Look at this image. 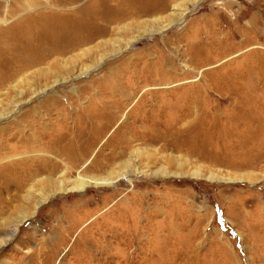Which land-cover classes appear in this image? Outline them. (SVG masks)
I'll return each instance as SVG.
<instances>
[{"label": "rangeland", "instance_id": "1", "mask_svg": "<svg viewBox=\"0 0 264 264\" xmlns=\"http://www.w3.org/2000/svg\"><path fill=\"white\" fill-rule=\"evenodd\" d=\"M99 2L64 9L45 0L7 18L0 13V27L13 30L27 14V27L41 32L48 24L37 11L77 18ZM162 3L161 12L142 10ZM119 7L135 11L107 24L105 49L96 52V40L58 58L64 64L79 54L77 66L56 69L61 83L45 81L46 62L18 78L24 101L0 124L49 95H71L77 111L61 99L48 114L37 106L28 118L43 119L24 128L32 138L19 144L35 154L41 142L105 126L88 158L105 165L80 167L67 187L78 173L128 178L56 191L30 203L22 225L11 210L8 227L0 225V264H264V0H105V15ZM185 8L182 21L157 30ZM4 92L0 109L14 96L2 99ZM99 99L105 120H82L100 110ZM33 189L55 190L45 179Z\"/></svg>", "mask_w": 264, "mask_h": 264}, {"label": "bare ground", "instance_id": "2", "mask_svg": "<svg viewBox=\"0 0 264 264\" xmlns=\"http://www.w3.org/2000/svg\"><path fill=\"white\" fill-rule=\"evenodd\" d=\"M44 1L45 0H7L8 3L5 6L3 5V0H0V13H5L7 18V16H13L14 14L26 11L27 8L39 6L38 4ZM75 1L76 0H46V3L51 6H58L65 9L64 6L71 5ZM161 5L162 6L158 5L154 8L149 6V9L143 8L142 10L147 13H158L165 10V4L162 3ZM2 6L4 10L1 12ZM94 6L88 5L82 8L80 11L83 12H81L80 16L77 18H73L71 14H64L63 11L55 14L50 12L47 13V15L42 14L43 11H37L35 16L47 21L48 24H41L44 26L41 32H39V27L34 26V23L31 28L27 27V23L29 22V15L27 14L11 26L13 30L4 29L3 26L0 27V37L2 34H8L9 31H12L11 33L9 32L7 36H2L0 38V91L2 92L5 90V92L2 93V99H8L13 96L12 94L14 93V96L7 101L6 105L1 103L0 119L2 117H8L7 109L10 106L13 105V110H15V108L18 109L21 102L24 101L22 100L24 95L21 92L22 90H15V82L18 78L23 76L29 68L40 66V64L46 62V64H48V69L45 74L41 72V74L46 76L45 81L52 77L54 83H61L63 80L57 75L58 72L56 69L58 67L65 68L67 65L70 67L77 66L76 63H78L79 54L77 53V56H74L69 61H65L64 64L60 63L58 58H63L66 53L76 49L79 50V48L93 43L96 40L99 41L94 44L95 51L97 52L99 48L105 49V43L107 42L105 34L108 30L107 24L125 16L129 17L135 11L133 7L126 10L127 12L119 7V10L117 9L115 13L105 15V0H100L99 8H93ZM187 10L188 9L185 8L182 13L169 17L167 23L161 25L157 30L161 33L169 27L173 21H182ZM0 19H2L1 23H3L4 18L0 16ZM49 23L51 24L49 25ZM65 24L66 26L68 25L67 33H65L66 31L63 29ZM150 34L153 35L151 32ZM81 50L82 55L85 56L91 52L89 48L84 51L83 49ZM99 51L100 50H98V53ZM183 66L186 65L184 64ZM42 69V67H39L37 70L41 71ZM83 69L84 71L82 70L80 73L87 72L89 68L85 67ZM79 95L80 94L76 95L77 99H81ZM60 99L68 103V108L72 111L78 110L76 108V99L71 102V104L73 103L75 106L69 104L70 102L68 99H72L71 95H49L39 101L33 109L21 111L17 115L16 120L5 121V123L0 124V225L3 227L8 225L12 211L14 213L17 211V221L19 225H22L28 217L27 211L30 203H43L49 196L54 195L56 191L67 192L74 189L83 190V188L88 185L98 186L113 183L115 182L114 179L117 177V179L128 178V176L122 172H116L115 176L110 177L92 175H86L85 177L78 173V177L73 179V185L67 187L68 185L66 183L70 180L68 175L79 170L80 167L86 172L98 166L100 162L105 165V161L96 159L92 160L90 163L88 162L92 149L105 132V126L100 130L98 129L94 134L77 132L70 136L52 138L46 143L41 142V144L39 143L40 145L38 144V146H40V151H37L35 154H30V152H33L32 150H28L26 149L27 146L19 144L20 142L26 141V139L32 138L29 136L30 133L24 132V128H32L34 124L36 125V123H39L43 119L42 115L40 118L38 117L37 120L28 118L29 116H33V113L38 108L37 106L46 107L44 109L45 114H48L49 112L51 113L55 107V102L57 103ZM99 100L100 103H102L100 110L84 117L82 120H95L97 118L105 120V101L102 99ZM192 111L191 109L190 111L187 110L186 114H183L184 117H191ZM241 113H244V111L239 110L238 114H236L237 117L235 116L233 118H240ZM62 117L66 118L67 116L63 113ZM110 117L111 120L114 119V115ZM89 124V122H86L85 129L87 126H90ZM14 138L16 139L15 143H10L9 141ZM151 139L154 140V138ZM190 142H192V140ZM182 145H184V142ZM126 147L127 146L123 145L120 150ZM193 174L201 175L197 170H195ZM208 177H212V175ZM44 179L50 187L55 188V190L51 194H46L45 196H43L39 190L35 194V189H33L35 182L41 184ZM35 207H33V210H35ZM14 232L15 231L11 232L3 241L8 242V240L12 238Z\"/></svg>", "mask_w": 264, "mask_h": 264}]
</instances>
